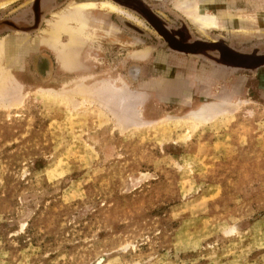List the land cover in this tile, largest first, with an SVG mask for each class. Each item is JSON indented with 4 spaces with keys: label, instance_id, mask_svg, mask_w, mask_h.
I'll list each match as a JSON object with an SVG mask.
<instances>
[{
    "label": "rangeland",
    "instance_id": "obj_1",
    "mask_svg": "<svg viewBox=\"0 0 264 264\" xmlns=\"http://www.w3.org/2000/svg\"><path fill=\"white\" fill-rule=\"evenodd\" d=\"M94 1L0 0V264H264V0Z\"/></svg>",
    "mask_w": 264,
    "mask_h": 264
},
{
    "label": "bare ground",
    "instance_id": "obj_2",
    "mask_svg": "<svg viewBox=\"0 0 264 264\" xmlns=\"http://www.w3.org/2000/svg\"><path fill=\"white\" fill-rule=\"evenodd\" d=\"M75 3L76 4L71 5L73 7H71L69 10H67L63 13L61 12L62 14L60 13L59 22L61 24H63L64 26H67L64 23L65 22L68 23V22L72 21V22L78 23L85 30L90 28V26H92L94 24H96L98 27L100 25H102V23L104 24V22L101 19L99 20V19L95 18L93 15H91L92 14L91 10H99L97 8L96 2L94 0H77V2H75ZM176 4H177L176 7L182 13H184L187 17H189L190 20H192L195 23V25H197V27L201 31L206 32V33L213 30V29L224 28V26L227 25V22L229 21L228 20L229 16L227 14H225L224 10L221 9L222 8L221 6H220L221 7L220 8L219 6L216 5L217 3H215V1L208 0L206 2L205 7L207 10L205 8H203L201 0H179ZM102 6L103 7L108 6L112 11L120 12L129 18H133V19L137 20V18L133 17L132 15L126 13L123 9H121V8L111 4L109 2L102 1ZM52 28H54V29L52 30ZM52 28L48 31H45L46 35L44 37H46V39H48L49 41H53V40H57V39L60 40V38L64 34V32H62L61 30L55 29L54 25ZM112 36H114V35H112ZM69 37H71L70 40L73 43H74V41L76 42L80 38V36L78 34H70ZM114 38H115V36H114ZM116 38H117V36H116ZM9 43H10L9 44V48H10L9 52H15L17 47L21 45V41H19V42L11 41ZM6 45H7L6 42H2L0 44V56L2 57V59H3L5 53L8 49V45H7V47H6ZM230 53H232V52H230ZM237 55L242 56L239 54H237ZM224 56L227 59L234 60L236 63H239V64L245 63V59L243 60V59L231 56V55L226 54V53L224 54ZM242 57H246V56H242ZM70 61H71V59H69V55L67 57H66V55L63 56V63L65 65V67L68 68L71 65L70 63L72 61L71 62Z\"/></svg>",
    "mask_w": 264,
    "mask_h": 264
},
{
    "label": "water",
    "instance_id": "obj_3",
    "mask_svg": "<svg viewBox=\"0 0 264 264\" xmlns=\"http://www.w3.org/2000/svg\"><path fill=\"white\" fill-rule=\"evenodd\" d=\"M152 20V18H150ZM154 21V20H152ZM229 54L231 56H234V57H237V58H240V59H245V63L244 64H239V63H236L234 60H231V59H227L224 54ZM221 57L230 62V63H233L234 65L236 66H239V67H250V66H253V65H258L260 63H263L264 62V57H258V58H250V57H242V56H238L237 54H234V53H230L226 50H222L221 51Z\"/></svg>",
    "mask_w": 264,
    "mask_h": 264
},
{
    "label": "flooded vegetation",
    "instance_id": "obj_4",
    "mask_svg": "<svg viewBox=\"0 0 264 264\" xmlns=\"http://www.w3.org/2000/svg\"><path fill=\"white\" fill-rule=\"evenodd\" d=\"M108 1L114 3L115 5H117V6H119V7H125V8H127V9H131L132 11H136L135 6H133V5H131V4H128V3H126L125 1H122V0H108ZM197 44H199V43H197ZM197 44H193V46H190V47H188V48H189L190 50H195V49H197V48H196ZM222 50H226V51H228V52H232V53H234L232 50H230V49H228V48H226V49H222ZM222 50H221V51H222ZM221 51H220V55H221ZM235 54H239V55H241L240 53H235ZM242 56H246V57H248V56L245 55V54H242ZM250 58H251V57H250Z\"/></svg>",
    "mask_w": 264,
    "mask_h": 264
}]
</instances>
